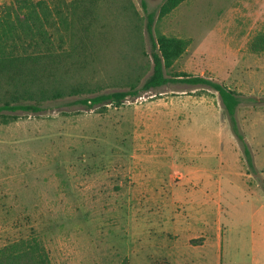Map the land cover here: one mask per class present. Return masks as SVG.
<instances>
[{
  "label": "rangeland",
  "instance_id": "obj_1",
  "mask_svg": "<svg viewBox=\"0 0 264 264\" xmlns=\"http://www.w3.org/2000/svg\"><path fill=\"white\" fill-rule=\"evenodd\" d=\"M91 1L90 48L25 97L42 110L0 116V248L37 236L52 264H264V0H185L164 16L165 0H147L155 36L191 40L167 76L203 75L241 94L255 171L208 85L81 102L153 72L141 0ZM71 31L51 29L59 54Z\"/></svg>",
  "mask_w": 264,
  "mask_h": 264
},
{
  "label": "trees",
  "instance_id": "obj_2",
  "mask_svg": "<svg viewBox=\"0 0 264 264\" xmlns=\"http://www.w3.org/2000/svg\"><path fill=\"white\" fill-rule=\"evenodd\" d=\"M183 1L185 0H165L160 8V16L168 14ZM91 4V0H55L53 3L49 0H11L0 7V87H12L9 93L13 98L12 101L4 99L0 103V116L7 115L5 111L42 110L38 103H24L25 97H32L30 87H39L55 80L56 78L52 79L51 71L62 66L67 58L90 48ZM141 6L146 12V31L152 44V74L141 87L133 85L129 90L101 93L82 98L81 102L90 109L101 104L120 105L128 96L137 97L142 92L161 87L171 81L208 85L218 92L248 168L255 171L252 149L237 118V110L243 101L241 94L226 84L203 75L182 73L174 77L167 76L166 69L171 68L186 52L191 40L167 34L155 36V14L148 12L147 0H141ZM88 18L89 22H86ZM61 28L67 32L72 29L69 37L73 42L70 44L71 49L59 54L55 50L51 29L59 32ZM80 30L82 34L79 36ZM60 39L64 41L62 35ZM260 44L264 46V41L261 40ZM20 88L24 90L21 91ZM40 94L41 97H46L48 93L41 90ZM62 95L61 90H57L52 92L51 97ZM0 264H52V261L42 241L37 236H32L2 246ZM121 264H129L128 259H124Z\"/></svg>",
  "mask_w": 264,
  "mask_h": 264
},
{
  "label": "crops",
  "instance_id": "obj_3",
  "mask_svg": "<svg viewBox=\"0 0 264 264\" xmlns=\"http://www.w3.org/2000/svg\"><path fill=\"white\" fill-rule=\"evenodd\" d=\"M175 262L177 263V261L173 260V263H175ZM182 262H183V264H189L188 261H181V263H178V264H182ZM176 263H175V264H176ZM151 264H152V263H151Z\"/></svg>",
  "mask_w": 264,
  "mask_h": 264
}]
</instances>
